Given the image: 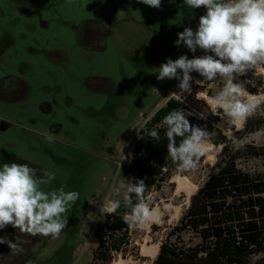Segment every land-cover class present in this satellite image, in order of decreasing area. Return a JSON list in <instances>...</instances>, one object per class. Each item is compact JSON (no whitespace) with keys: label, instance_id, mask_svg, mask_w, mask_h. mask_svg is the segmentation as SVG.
<instances>
[{"label":"rangeland","instance_id":"rangeland-1","mask_svg":"<svg viewBox=\"0 0 264 264\" xmlns=\"http://www.w3.org/2000/svg\"><path fill=\"white\" fill-rule=\"evenodd\" d=\"M205 13L204 7L192 9L184 0H161L159 9L140 0H0V42L6 38L0 80L21 76L30 83L26 92L0 101V167L6 163L3 153H13L34 163L41 174L55 173L50 184L41 186L43 191L63 187L79 193L64 214L68 221L59 238L36 235L35 249L23 245L18 254L8 250L6 255L0 246V264H94V251L108 238L109 214L100 205L113 198L111 190L120 179L133 181L132 153L141 129L170 99L181 101L184 111L201 120L211 134L208 143L222 151L224 144L218 141L232 138L234 126L222 111L214 114L207 99L196 98L201 93L215 95L222 82L201 88L195 80L203 78L192 72V94L176 96L172 93L179 94V81H160L156 72L168 58L205 55L203 50L192 53L183 44L175 45L177 34L185 27L195 31ZM87 35L96 40L88 44ZM240 79H249L246 86L264 94L262 70L249 71ZM11 80L4 89L16 88ZM255 114L264 116V105ZM44 132L55 140H46ZM251 142L263 145L264 136ZM219 153L215 161L202 156L195 168L173 171L171 179L149 193L147 201L160 210L162 220L131 228L138 250L130 248L112 263L123 259L129 264H155L142 253L143 244H161L191 202L173 178L187 177L199 189ZM241 166L264 171L261 160L242 161ZM177 207L179 218L174 217ZM153 225L162 228L155 232ZM5 235L9 238L6 227L0 229V237Z\"/></svg>","mask_w":264,"mask_h":264},{"label":"clouds","instance_id":"clouds-1","mask_svg":"<svg viewBox=\"0 0 264 264\" xmlns=\"http://www.w3.org/2000/svg\"><path fill=\"white\" fill-rule=\"evenodd\" d=\"M140 2L156 9L161 7V0ZM184 3L192 9L204 7L206 13L200 16L195 31L185 27L177 34L175 45L179 47L183 44L192 53L200 49L205 55L191 59L181 55L175 61L168 58L157 69V79L178 80L179 94L172 93L176 96L192 94V72L203 78L195 80L201 88L222 82L215 95L205 97L201 93L196 98L207 99L214 114L217 110L222 111L228 123L241 130L247 119L264 105V94L252 95L246 87L251 81L240 79L249 71L264 69V0H184ZM191 115L192 112L183 109L173 110L147 133L150 138L159 141L161 136L157 129H165L168 158L181 170L197 166L205 155V146L211 136L205 128L190 124L187 117ZM43 135L49 142L55 140L48 132ZM262 136L264 129L233 139V145L239 147ZM177 138H180L179 143ZM54 179V172L44 171L41 174L39 169L28 164H3L0 167V229L11 225L20 233L31 236L59 238L68 221L64 214L76 204L79 193L66 192L63 187L43 191L41 186L50 184ZM146 188L142 179L133 183L122 178L118 186L111 190L113 198L105 200L100 210L113 214L123 207L126 210L124 222L130 228H143L157 215L156 209L145 198ZM23 243L18 237L15 241L7 235L0 237V244H7L12 254L22 252Z\"/></svg>","mask_w":264,"mask_h":264},{"label":"trees","instance_id":"trees-1","mask_svg":"<svg viewBox=\"0 0 264 264\" xmlns=\"http://www.w3.org/2000/svg\"><path fill=\"white\" fill-rule=\"evenodd\" d=\"M90 44L92 40L86 39ZM262 84V82H261ZM251 94H259L258 87L246 86ZM183 109L181 101L170 99L141 129L140 138L132 153L136 180L147 185L145 198L171 179L180 170L167 154L165 129L159 128L161 140L155 141L147 133L171 111ZM190 124L206 125L194 116ZM264 129V116L249 117L241 130L233 127L232 138L222 137L223 149L211 168L206 181L191 197L178 224L169 228L161 240L155 264H264V171H249L241 162L264 161V144L248 142L233 145V139L243 138ZM180 138H177L179 143ZM217 142V141H216ZM126 210L121 207L109 214L105 221L108 238L103 239L94 251V264H111L130 248L138 250L131 228L124 222ZM9 229H14L11 225ZM162 227L153 225V231ZM40 238V235H39ZM5 247L6 244H0ZM25 255V259H26Z\"/></svg>","mask_w":264,"mask_h":264},{"label":"flooded vegetation","instance_id":"flooded-vegetation-1","mask_svg":"<svg viewBox=\"0 0 264 264\" xmlns=\"http://www.w3.org/2000/svg\"><path fill=\"white\" fill-rule=\"evenodd\" d=\"M86 39H88L90 41L91 40L92 41L96 40L91 35H89V36L87 35ZM3 40L6 41V38L3 39ZM3 40L0 42V55H1V53H2V55L6 53V50H5L4 46H3L4 45ZM8 76H9L8 78H10V80H11L10 75H8ZM8 78L6 80H3V79L0 80V101H10V100L13 99L11 95H15V94H19V93L22 94V93L26 92L30 88V83L28 81H26L25 79H23L21 76H13V78H12V80L10 82L12 84V87H16V88H12L10 90H8L7 88L4 89V87L6 86V84L8 82ZM16 79H17V82H14V80H16ZM2 159H5L6 163L15 162V163H18V164H28L31 167L35 166L34 163H32V162H30V161H28L26 159H23V158L15 155L13 153L9 154L7 152H4L3 155H2ZM6 228H7L8 232H9V239L10 240L15 241V238L18 237L19 239L24 241L23 245H25V246H28V245L30 246L31 245V247H32L31 249L32 250L35 249V236H31V235L26 234V233H20L15 228L12 229V232H11V229H9L7 226H6ZM13 233H14V235H13ZM28 239H30V241ZM3 249L5 250V254L8 255L7 252L10 249L7 246V244H6V246ZM21 257L23 259H25V255H23ZM4 259H6V258L4 257ZM11 259H13V258H11ZM13 261H14V259H13Z\"/></svg>","mask_w":264,"mask_h":264},{"label":"bare ground","instance_id":"bare-ground-1","mask_svg":"<svg viewBox=\"0 0 264 264\" xmlns=\"http://www.w3.org/2000/svg\"><path fill=\"white\" fill-rule=\"evenodd\" d=\"M262 72L264 74V69H262ZM221 148H222L221 146H216V145L207 143L205 146V155L203 156L206 157L207 161H215L217 154L221 151ZM172 181L177 183L178 191L183 190L187 193L188 202L190 201L192 195L196 193V191L198 190V187L194 183H192L187 177L177 175L173 178ZM155 209L157 211V215L150 223L162 220V213L160 212L158 208H155ZM179 211H180V208L177 207L174 217L179 216L180 214ZM159 249H160V244H155V245L143 244L142 253L144 255L149 256L150 258L156 259L159 253ZM112 264H129V263L126 260L119 259V260H115Z\"/></svg>","mask_w":264,"mask_h":264}]
</instances>
